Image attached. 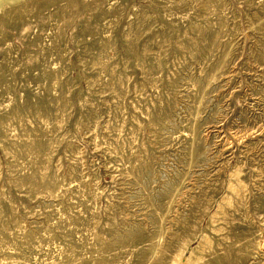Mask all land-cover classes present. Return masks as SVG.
<instances>
[{
    "label": "rangeland",
    "instance_id": "1",
    "mask_svg": "<svg viewBox=\"0 0 264 264\" xmlns=\"http://www.w3.org/2000/svg\"><path fill=\"white\" fill-rule=\"evenodd\" d=\"M6 10L0 264H264V0Z\"/></svg>",
    "mask_w": 264,
    "mask_h": 264
},
{
    "label": "bare ground",
    "instance_id": "2",
    "mask_svg": "<svg viewBox=\"0 0 264 264\" xmlns=\"http://www.w3.org/2000/svg\"><path fill=\"white\" fill-rule=\"evenodd\" d=\"M19 2H21V0H0V14L3 12L6 13L7 8L12 7L15 4H18ZM228 190L230 192V195H228L223 200L226 202L228 207L233 209L235 214L238 212L240 213L244 202L243 198H244L245 185L243 183V180L240 179V172L238 171V169L233 174V180L230 181ZM218 208L219 209L217 210V212L212 216V223L217 224L213 227V231L215 232L216 235L220 237L221 242H225L231 239L230 238L231 236L228 233V229H229V225L233 220L230 218L231 217L230 214H227L228 213L227 211H226L227 213H225V211L223 210L224 207L221 204L218 206ZM262 223L264 224V221H262ZM204 236L206 237H202V241L200 243V248L202 247V249L205 246V244H208V240H209L207 238V235ZM257 246L259 248H263L264 241H260L257 244ZM195 256H196V250H192L189 257H186L183 254L176 255V257L173 259L172 264H197L201 257L197 258Z\"/></svg>",
    "mask_w": 264,
    "mask_h": 264
}]
</instances>
